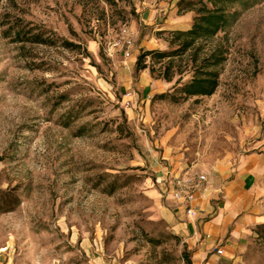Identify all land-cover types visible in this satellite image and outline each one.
Returning a JSON list of instances; mask_svg holds the SVG:
<instances>
[{"label": "rangeland", "instance_id": "obj_1", "mask_svg": "<svg viewBox=\"0 0 264 264\" xmlns=\"http://www.w3.org/2000/svg\"><path fill=\"white\" fill-rule=\"evenodd\" d=\"M177 2L0 0V264H192L168 218V178L264 152V0L230 6V25L196 42V63L191 49L147 55L136 71L140 53L170 50L171 32L190 28L194 10ZM35 33L53 43L26 39ZM213 51L217 88L186 96ZM261 192L264 203V175ZM242 256L264 264V223Z\"/></svg>", "mask_w": 264, "mask_h": 264}, {"label": "crops", "instance_id": "obj_2", "mask_svg": "<svg viewBox=\"0 0 264 264\" xmlns=\"http://www.w3.org/2000/svg\"><path fill=\"white\" fill-rule=\"evenodd\" d=\"M189 170L204 173L206 178L196 191L194 214H186L167 193L166 198L171 202L168 218L190 249L191 263L245 264L242 251L251 229L264 223V152H249L233 165Z\"/></svg>", "mask_w": 264, "mask_h": 264}, {"label": "trees", "instance_id": "obj_3", "mask_svg": "<svg viewBox=\"0 0 264 264\" xmlns=\"http://www.w3.org/2000/svg\"><path fill=\"white\" fill-rule=\"evenodd\" d=\"M240 0H178L179 11L194 10L192 24L186 30H175L171 32L169 45L174 48L170 50H148L140 53L135 62L136 71L146 68L145 57L151 55L152 58L172 60L175 56H181L188 50L193 49L191 61H197V48L202 49L198 40H208L213 38L219 31L230 25L235 12H229L228 8ZM199 3L197 8H193ZM210 5V6H208ZM17 37L19 33L16 34ZM18 39V38H17ZM32 43H53V40L46 38L41 33L31 34L26 38ZM224 57L222 53L215 51L203 54L198 64L194 66L193 76L190 81L180 88L186 96L211 95L218 86L219 72L217 67L221 65ZM171 63V62H170ZM169 65L167 66V70ZM166 81L171 80L169 73L163 76Z\"/></svg>", "mask_w": 264, "mask_h": 264}, {"label": "built area", "instance_id": "obj_4", "mask_svg": "<svg viewBox=\"0 0 264 264\" xmlns=\"http://www.w3.org/2000/svg\"><path fill=\"white\" fill-rule=\"evenodd\" d=\"M119 41L114 42L112 45L115 46ZM132 34L127 29H123V40L121 46L125 47L123 51V57L128 59L131 57L132 47ZM127 96L129 99L126 101L129 103L132 97V93L128 92ZM205 174L196 170H186L184 172L171 173L168 178L167 194L178 204H180L186 214L193 215V202L195 200L196 191L199 189L201 184L205 181ZM216 252L221 254L222 249L217 248Z\"/></svg>", "mask_w": 264, "mask_h": 264}]
</instances>
